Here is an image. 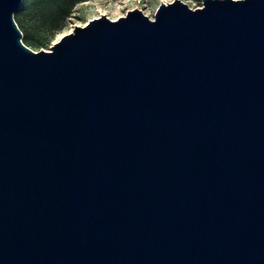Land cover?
<instances>
[{
    "label": "water",
    "instance_id": "water-1",
    "mask_svg": "<svg viewBox=\"0 0 264 264\" xmlns=\"http://www.w3.org/2000/svg\"><path fill=\"white\" fill-rule=\"evenodd\" d=\"M0 0V264H264V0L161 2L34 51Z\"/></svg>",
    "mask_w": 264,
    "mask_h": 264
},
{
    "label": "rangeland",
    "instance_id": "rangeland-1",
    "mask_svg": "<svg viewBox=\"0 0 264 264\" xmlns=\"http://www.w3.org/2000/svg\"><path fill=\"white\" fill-rule=\"evenodd\" d=\"M172 0H77L70 8L59 9L60 0H22L14 18L22 32V41L34 51L49 50L62 35L75 25H83L101 14L111 19L138 8L150 18L161 2ZM189 7L202 5V0H181Z\"/></svg>",
    "mask_w": 264,
    "mask_h": 264
},
{
    "label": "trees",
    "instance_id": "trees-1",
    "mask_svg": "<svg viewBox=\"0 0 264 264\" xmlns=\"http://www.w3.org/2000/svg\"><path fill=\"white\" fill-rule=\"evenodd\" d=\"M76 1L77 0H60V3L58 4L57 8H59V9H62L64 7L70 8Z\"/></svg>",
    "mask_w": 264,
    "mask_h": 264
}]
</instances>
